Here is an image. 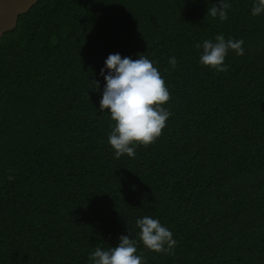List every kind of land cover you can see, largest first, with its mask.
Wrapping results in <instances>:
<instances>
[{"label":"trees","instance_id":"trees-1","mask_svg":"<svg viewBox=\"0 0 264 264\" xmlns=\"http://www.w3.org/2000/svg\"><path fill=\"white\" fill-rule=\"evenodd\" d=\"M225 2L220 20L218 0H39L5 32L0 264H87L121 234L142 264H264V12ZM217 34L244 49L220 71L194 47ZM117 52L147 57L170 94L161 134L131 157L99 109ZM142 216L169 228L170 253L143 245Z\"/></svg>","mask_w":264,"mask_h":264},{"label":"clouds","instance_id":"clouds-1","mask_svg":"<svg viewBox=\"0 0 264 264\" xmlns=\"http://www.w3.org/2000/svg\"><path fill=\"white\" fill-rule=\"evenodd\" d=\"M225 0L207 9L212 17L220 20L227 18ZM264 12V0H253L251 13L259 15ZM243 41L225 39L217 34L215 40L205 39L194 47L200 49L198 63L215 68L217 71L225 67L224 60L231 49L237 55L243 54ZM169 64H176L175 56L169 58ZM107 70V71H105ZM104 84L99 109L107 112L110 124L108 143L114 155H135V147L152 143L165 126L169 111L162 105L169 100V91L164 79L153 62L142 54L132 59L122 57L120 53H110L100 69ZM97 87L99 82L96 81ZM139 229L137 235L143 245L152 251L170 253L176 241L172 232L162 225L157 218L142 216L136 219ZM136 241L129 235L121 234L118 243L108 249L96 247L87 257V264H142L143 258L137 254Z\"/></svg>","mask_w":264,"mask_h":264},{"label":"water","instance_id":"water-1","mask_svg":"<svg viewBox=\"0 0 264 264\" xmlns=\"http://www.w3.org/2000/svg\"><path fill=\"white\" fill-rule=\"evenodd\" d=\"M39 0H0V38L16 28L19 16L29 11Z\"/></svg>","mask_w":264,"mask_h":264}]
</instances>
